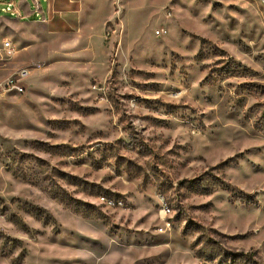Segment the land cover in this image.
I'll list each match as a JSON object with an SVG mask.
<instances>
[{"label": "rangeland", "instance_id": "rangeland-1", "mask_svg": "<svg viewBox=\"0 0 264 264\" xmlns=\"http://www.w3.org/2000/svg\"><path fill=\"white\" fill-rule=\"evenodd\" d=\"M76 8L0 10V264H264V6Z\"/></svg>", "mask_w": 264, "mask_h": 264}, {"label": "crops", "instance_id": "crops-1", "mask_svg": "<svg viewBox=\"0 0 264 264\" xmlns=\"http://www.w3.org/2000/svg\"><path fill=\"white\" fill-rule=\"evenodd\" d=\"M81 0H0V10L10 14L19 20L33 23L35 21H49L51 26L63 25L66 30H69V24L65 13L74 15L78 12L76 8ZM11 6L12 10H7ZM57 30H62L55 27Z\"/></svg>", "mask_w": 264, "mask_h": 264}, {"label": "built area", "instance_id": "built-area-1", "mask_svg": "<svg viewBox=\"0 0 264 264\" xmlns=\"http://www.w3.org/2000/svg\"><path fill=\"white\" fill-rule=\"evenodd\" d=\"M264 6V0H259ZM7 10H12L11 6L7 7ZM4 50L8 55H13L16 51L15 46L10 40L4 42ZM30 71L27 67H20L17 69L4 84H0V89L6 92H15L17 94L25 93V86L21 83L23 79L27 78Z\"/></svg>", "mask_w": 264, "mask_h": 264}]
</instances>
